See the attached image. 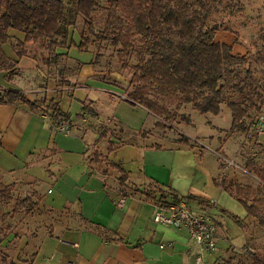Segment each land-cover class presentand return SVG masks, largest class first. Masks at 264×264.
Segmentation results:
<instances>
[{"label": "crops", "instance_id": "0c3cea01", "mask_svg": "<svg viewBox=\"0 0 264 264\" xmlns=\"http://www.w3.org/2000/svg\"><path fill=\"white\" fill-rule=\"evenodd\" d=\"M250 7L264 19V9L261 14L255 4ZM233 47V51L244 52ZM94 68L92 63L85 74L96 77ZM7 83L11 86L3 88L16 87L30 99H40L30 93L37 94L40 89H27L11 80ZM106 96L111 106L106 113L109 129L99 131L94 124H82L79 113L74 116L59 100L57 108L75 123L71 134L51 128L43 106L30 108L20 100L0 103V180L25 194L22 205L37 204L12 241V251L21 252L25 259L17 262L7 253L9 258L19 264H197L198 246L189 232L153 218L160 200L170 201L173 194L197 210L214 213L218 247L206 255L207 264L216 261L220 247L240 244L229 223L238 224L243 238L242 217L225 222L227 209L220 204L238 197L220 183L224 169L218 151L203 143L205 140L221 149L233 146L235 140L224 135L232 126L230 109L222 105L218 114L201 113L198 122L192 117L194 110L190 112L191 121L180 125L189 140L184 142L181 134L171 133L177 124L166 123L139 103L133 109H140L151 126L137 123L134 128L127 127L115 116L125 114L120 109L122 103L118 101L113 110L112 102L117 99ZM83 102V112L105 114L95 99ZM157 121H163L164 126ZM99 141L102 146L96 148ZM246 180L254 186L250 177ZM122 195H126L123 204H116ZM26 212L24 209L22 214Z\"/></svg>", "mask_w": 264, "mask_h": 264}, {"label": "trees", "instance_id": "16d2710c", "mask_svg": "<svg viewBox=\"0 0 264 264\" xmlns=\"http://www.w3.org/2000/svg\"><path fill=\"white\" fill-rule=\"evenodd\" d=\"M222 2L0 0V70H8L7 78L12 79L11 63H5L8 55L4 49L11 30L24 32V39H17L15 43L20 46L16 54L21 57L25 54L22 47L27 40L48 39L47 44L53 46L57 42L54 37L68 38L70 27L76 23L80 8L88 7L107 14L101 32L116 47L122 66L132 71L129 81L132 90L128 93L132 103L142 104L165 120L180 117L186 123L191 121V114H181V110L187 105L200 113L218 114L225 104L232 116L230 131L246 129V135L250 125L246 127L245 118L249 116V107L255 104L253 95L257 84L248 56L234 52L232 43L216 39V34L222 27L215 21L214 14ZM232 12L233 8L228 15L231 16ZM210 19L214 21L211 22ZM262 35L264 37V32ZM59 53L61 52L56 55ZM130 56H135V62L128 63L125 60ZM96 57H99V53ZM255 57L264 62V52L261 50L256 51ZM235 93L243 99L234 98ZM17 100L30 108H41L42 105L40 101L30 99L21 89H2L0 103ZM59 114L68 118L60 108L52 107V116ZM156 124L164 126L161 121ZM246 138L253 140L257 137ZM180 139L189 142L184 134H181ZM247 166L264 184L262 167L252 162ZM220 183L234 191L245 205L247 213L257 218L259 225L264 227V213L257 205L263 198L256 195L262 185L253 187L236 182L226 183L224 178ZM0 185L4 189L10 186L1 180ZM154 188L158 189L156 186ZM251 192L253 194L249 197ZM163 197L161 191L160 198ZM25 200L23 198L19 202L23 203ZM179 200L183 199L173 194L172 200L161 199L160 202ZM0 262L19 264L10 259L7 253H0ZM251 264H263V260L253 255Z\"/></svg>", "mask_w": 264, "mask_h": 264}, {"label": "rangeland", "instance_id": "374dc122", "mask_svg": "<svg viewBox=\"0 0 264 264\" xmlns=\"http://www.w3.org/2000/svg\"><path fill=\"white\" fill-rule=\"evenodd\" d=\"M222 1L219 10L214 14L215 21L217 24H221L222 27L218 30L216 39H226L229 43L233 40L232 45L235 46V50L244 51L238 53H245L248 56L250 65L252 64L251 70L256 80L255 83L257 84L256 93L253 95L255 101L253 105L255 106L251 104L250 107L248 106L249 116L245 118V125L248 127L256 119L257 115L264 114V62L259 61L255 57L257 50L264 52V37L262 35L264 32V19L250 7V5L255 4L256 7L261 8L262 14L264 0ZM249 1L250 4L248 5ZM231 8H233V12L229 16L228 12ZM106 18L107 14L105 12L82 7L76 23L70 27L68 38L54 37L57 42L53 46L47 44L48 39L27 40L22 47L25 54L21 57L16 54V50L20 46H16L15 43L17 39H24V32L10 31L11 35L9 40L4 43V49L8 55L5 63H11V82L23 84L27 89H40L37 94L36 92L30 93L35 98L37 96L40 97L39 100H35L41 102L44 113L48 114L49 126L50 118L52 119L53 117L52 107L57 108L61 101L60 105L64 109L70 111L76 117L80 115L78 118H80L82 124L91 126L94 124L93 127L95 126L98 131L102 128L109 129L106 127L108 122L106 121V113H108L111 106H109L106 99L107 94H111L112 97L117 99L115 100L116 102H112V104L114 103L113 110H115V105L118 101L122 103L123 106L120 109L124 110L125 114H116L115 116L117 119L122 120L127 127L134 128L137 123L139 126L142 125V127L149 128L151 126L149 125V119L145 120L146 115L143 116L140 109H138L139 111L137 109L134 110L135 105L128 98V93L132 90V85L129 82L132 71L122 66L123 62L117 55L116 47L102 35L101 31ZM210 21L213 22L214 20L210 19ZM58 52L61 53L56 55ZM234 52L237 53V51ZM97 53H99V57H96ZM125 60L128 63H133L135 62V56L126 57ZM92 63L94 64V69L98 71V73L94 74L96 77L86 75L84 72L85 69L91 68ZM6 76H8V70L0 71V93L4 89L3 86H11L7 83L10 80ZM80 84L84 87L79 86ZM118 86L122 90L118 89ZM86 98L95 99L100 105L101 113L105 112V114L100 115L94 111L88 113L89 110L83 112L82 103H84L83 100ZM234 98L243 99L237 93H235ZM192 111V106L187 105L182 108L181 114L187 115ZM140 115L143 116L142 119L136 120ZM199 115L201 113L196 109L192 113V117L196 122L201 120ZM57 117L66 120L70 124L71 134V128L75 123L73 124L72 121L62 114L57 115ZM162 120L166 121V123L177 124L171 133L183 134L181 128L184 129V127L180 125H183L185 121L180 117L170 121L164 118ZM113 122L111 123V128L115 131L116 128ZM170 128H172L171 125ZM117 130L119 131V127H117ZM245 130L229 131L227 135L224 134L226 137L235 140L233 146L228 149L214 147L205 140H203V143L209 147L212 146L218 151V157L224 169L220 178L223 177L226 183L233 182L234 184L236 182L245 185L247 184L246 177H250L253 180L251 182L255 183L254 186L252 185L253 187L259 184L262 185L256 195H259L258 197H261V199L263 198L261 202H257V205L260 211L264 213V184L255 173L248 170L249 167L247 166V164L252 162L261 166L264 173V133L253 140H248ZM93 133H96V131ZM100 146H102L101 141L98 142L96 148H101ZM47 184L46 182L45 188ZM135 190L138 191L139 189ZM252 194L251 192L249 197ZM24 197L25 194L12 184L6 189H4L3 185H0V253L11 254V257L13 255L12 258L16 257L15 260L17 262L25 258L21 252L12 251V241L21 233L20 231L24 227L22 223L25 222L26 216L31 215L32 210H36L35 206H37V204L32 205V203L22 205L19 201ZM35 197L40 198L39 196ZM250 200L252 201V199ZM220 204L228 210L225 213V222H231V218L235 219L234 217L237 215L239 218L242 217L239 219V224L243 225V238L239 233L241 230H239L238 224L233 221L231 224L229 223L232 235L240 244L230 243L228 245L227 243L220 247L218 250L219 256L213 264H251L253 255L259 256L264 264V227L259 225L257 218L247 213L245 205L239 199H224V201H220ZM24 209L27 211L26 214H22ZM210 211L212 212V210ZM211 214L214 213L212 212ZM227 238L231 242L230 236ZM0 264L8 263L0 262Z\"/></svg>", "mask_w": 264, "mask_h": 264}, {"label": "built area", "instance_id": "2783aa9c", "mask_svg": "<svg viewBox=\"0 0 264 264\" xmlns=\"http://www.w3.org/2000/svg\"><path fill=\"white\" fill-rule=\"evenodd\" d=\"M70 124L57 116L50 118V126L53 129L70 134ZM264 133V114L257 115L250 124L246 137H259ZM126 195H122L115 203L122 205ZM155 221L185 228L191 238L196 242L198 249L195 252L197 264H207L206 255L217 250V223L214 216L205 210H197L185 200L172 201L168 203L159 202L154 213ZM164 243L161 244L163 246ZM68 264H77L70 261Z\"/></svg>", "mask_w": 264, "mask_h": 264}]
</instances>
